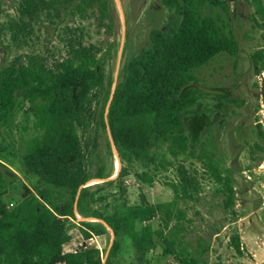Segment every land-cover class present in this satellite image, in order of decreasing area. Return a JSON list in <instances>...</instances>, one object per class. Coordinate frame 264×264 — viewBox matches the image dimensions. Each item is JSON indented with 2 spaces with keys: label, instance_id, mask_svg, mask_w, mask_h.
Instances as JSON below:
<instances>
[{
  "label": "trees",
  "instance_id": "16d2710c",
  "mask_svg": "<svg viewBox=\"0 0 264 264\" xmlns=\"http://www.w3.org/2000/svg\"><path fill=\"white\" fill-rule=\"evenodd\" d=\"M252 1L262 20L257 24L264 29L263 0ZM161 2L170 13L168 26L152 30L148 47L124 67L107 112L98 110V96L104 89L103 49L85 46L80 38L71 40L66 54L59 58L26 53L0 66V124L21 98L47 103L49 114L57 119L39 142L23 153L21 164L29 180L35 181L30 188L0 159V264H104L95 248L64 252L72 237L61 218L76 219V213L85 218L80 221L85 240L113 233L115 239L105 264H123L120 254L126 238L136 251V263L132 264H140L158 246L164 255L173 256L176 264H208L204 256L210 246L198 240L196 247H189L185 240L187 215L177 200L194 199L199 185L184 166L178 167L179 181L169 184L176 198L169 203L151 204L141 195L139 204H128L123 179L131 166L139 164L144 169L139 179L153 185L151 171L167 169L180 156H187L202 162L210 178L228 193L226 206L235 204L231 178L221 173L211 152L191 148L183 115L203 97L192 85L194 71L221 54L237 57L239 41L230 22L214 13L220 8L230 14L226 0ZM95 6L104 16L106 0H20L21 17L11 22L13 37L16 41L32 38L41 17H51L61 8L72 7L82 13ZM253 58L255 73L261 76L264 50ZM262 82L264 99V79ZM69 121L110 130L122 169L116 180L106 183L119 182L120 202L94 207L105 198L88 183L107 176L103 170L95 175L87 173L80 140ZM258 137L253 155L264 153L262 126ZM165 146L167 153L162 152ZM14 189L18 191L16 201L9 208L5 197ZM155 219L160 221L159 229L151 224ZM140 223L144 225L139 229ZM232 245L242 253L237 236Z\"/></svg>",
  "mask_w": 264,
  "mask_h": 264
},
{
  "label": "rangeland",
  "instance_id": "374dc122",
  "mask_svg": "<svg viewBox=\"0 0 264 264\" xmlns=\"http://www.w3.org/2000/svg\"><path fill=\"white\" fill-rule=\"evenodd\" d=\"M226 1L230 14L220 8L214 9V13L220 14L234 28L239 54L237 57L218 55L210 64L194 71L196 81L192 85L203 97L194 109L183 115V120L191 148L210 151L221 173L231 178L235 204L227 207L228 193L210 178L202 162L187 156H180L167 169L151 171L155 175L153 185L143 183L138 174L144 169L139 164L133 165L123 185L130 205L139 204L141 195L151 204L169 203L176 199L169 184L179 181L178 167L183 165L199 185L194 199L177 200L179 209L187 215L184 222L186 244L196 247L197 241L202 240L209 245L210 250L204 256L208 264H264V153L252 154L254 144L260 141L259 126L264 130V99L261 96L264 69L258 76L253 58L256 52L264 50V29L257 24L262 20L252 0ZM106 2L104 16L96 6L82 13L72 7L61 8L58 15L54 12L51 17L42 16L32 38L16 41L11 22L21 17L20 0H0V66L26 53L59 58L66 54L71 40L80 38L85 46L103 49L100 55L104 58V89L98 96V110L107 112L114 89L122 80L124 67L148 47L152 30L168 26L170 13L161 0ZM56 122L48 112L47 103L38 98H21L14 112L0 124V159L29 188L35 181L29 180L21 164L23 153L33 148ZM68 126L80 140L87 173L95 175L103 170L107 176L88 183L94 192L105 198L94 207L120 202L119 182L106 183L116 180L122 169L110 130L71 121ZM162 152L167 153L166 146ZM167 159L171 160L169 156ZM13 191L5 197L9 208L14 205L18 193L16 189ZM83 220L85 218L78 213L76 219L61 218L76 244L83 238L80 231ZM151 224L154 229L160 227L158 219ZM143 225L140 223L138 228ZM236 236L242 253L233 248L232 238ZM114 239L110 231L92 241V248L101 247L104 264ZM122 244L120 259L123 264L136 263L132 241L126 238ZM140 264H176V260L164 255L158 246Z\"/></svg>",
  "mask_w": 264,
  "mask_h": 264
},
{
  "label": "built area",
  "instance_id": "2783aa9c",
  "mask_svg": "<svg viewBox=\"0 0 264 264\" xmlns=\"http://www.w3.org/2000/svg\"><path fill=\"white\" fill-rule=\"evenodd\" d=\"M14 205L11 204V207H13ZM93 239L97 240V236H92L90 239L85 240L84 238H81V240H79L77 242V244L74 242L75 240L72 238L70 242H68L67 244L64 245V252L65 253H75L80 247H90L92 248V241ZM97 247V246H96ZM98 250L101 251V247L96 248ZM102 257V256H101Z\"/></svg>",
  "mask_w": 264,
  "mask_h": 264
},
{
  "label": "crops",
  "instance_id": "0c3cea01",
  "mask_svg": "<svg viewBox=\"0 0 264 264\" xmlns=\"http://www.w3.org/2000/svg\"><path fill=\"white\" fill-rule=\"evenodd\" d=\"M98 238V237H97Z\"/></svg>",
  "mask_w": 264,
  "mask_h": 264
}]
</instances>
